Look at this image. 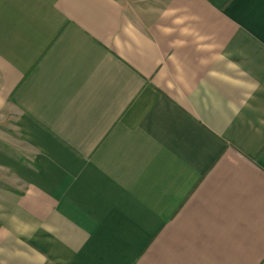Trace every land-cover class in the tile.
Here are the masks:
<instances>
[{
    "label": "crops",
    "instance_id": "0c3cea01",
    "mask_svg": "<svg viewBox=\"0 0 264 264\" xmlns=\"http://www.w3.org/2000/svg\"><path fill=\"white\" fill-rule=\"evenodd\" d=\"M0 126V264H264V0H0Z\"/></svg>",
    "mask_w": 264,
    "mask_h": 264
},
{
    "label": "rangeland",
    "instance_id": "374dc122",
    "mask_svg": "<svg viewBox=\"0 0 264 264\" xmlns=\"http://www.w3.org/2000/svg\"><path fill=\"white\" fill-rule=\"evenodd\" d=\"M134 14H137V10L136 8H134ZM0 131H2V126H0ZM10 131V130H7ZM0 150H2L3 152H10V154L12 156L18 157V155L24 153V147L22 146L21 143H19L18 141L14 142V146H6L5 143H3L2 141L0 142ZM1 186V184H0Z\"/></svg>",
    "mask_w": 264,
    "mask_h": 264
}]
</instances>
